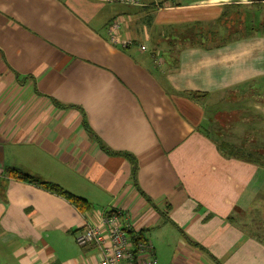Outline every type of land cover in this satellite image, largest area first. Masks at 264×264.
Returning a JSON list of instances; mask_svg holds the SVG:
<instances>
[{"label":"crops","instance_id":"obj_1","mask_svg":"<svg viewBox=\"0 0 264 264\" xmlns=\"http://www.w3.org/2000/svg\"><path fill=\"white\" fill-rule=\"evenodd\" d=\"M216 116L226 143L264 139V0H0V264H98L75 238L111 210L157 264H264V169L216 149Z\"/></svg>","mask_w":264,"mask_h":264},{"label":"built area","instance_id":"obj_2","mask_svg":"<svg viewBox=\"0 0 264 264\" xmlns=\"http://www.w3.org/2000/svg\"><path fill=\"white\" fill-rule=\"evenodd\" d=\"M127 5H136L138 0H104ZM122 24L120 18L111 21L107 28V40L112 45H121L124 48L132 42L121 39L119 28ZM144 50V47H140ZM122 210H111L103 213L97 225L85 224L77 234L75 242L79 247L94 246L99 251L98 264H157L150 243L145 241H132L131 226L124 219Z\"/></svg>","mask_w":264,"mask_h":264},{"label":"trees","instance_id":"obj_3","mask_svg":"<svg viewBox=\"0 0 264 264\" xmlns=\"http://www.w3.org/2000/svg\"><path fill=\"white\" fill-rule=\"evenodd\" d=\"M213 34L214 32H212V29L210 28L204 31L202 29V25L200 22L186 24V26L183 28L181 33H176L173 36H171L168 47L170 46L171 48H173L174 44H179L178 42H180L182 46L184 44L185 45L188 44L191 46L202 47L203 42H207L209 40L211 41L212 39H214L215 36ZM234 37L237 36L234 35ZM227 41L228 40L225 39L223 42H219V43H216L215 41L214 42L218 45H222L225 44ZM172 52L173 50L169 51V53ZM191 96L194 98L196 94H191ZM210 131H211L210 129L206 130L205 135L206 136H208L209 134L211 135ZM258 137L261 139V137L263 136L258 135ZM215 145H216V149L226 158L244 160L247 163L254 164L264 169V139L258 140L257 142L256 140H254V142H251V145H249L246 142V140H242L241 145L229 144L223 142V140L218 142L215 141ZM6 174L11 179L35 185L49 193L62 197L80 212H85L89 208L87 202L84 199L76 197L64 191L62 188H60L57 185L41 182L14 168H8L6 170ZM130 236L132 241L135 242L145 241V238L141 232H134L133 230H131Z\"/></svg>","mask_w":264,"mask_h":264},{"label":"rangeland","instance_id":"obj_4","mask_svg":"<svg viewBox=\"0 0 264 264\" xmlns=\"http://www.w3.org/2000/svg\"><path fill=\"white\" fill-rule=\"evenodd\" d=\"M234 23V22H233ZM235 24H237L238 26H240L241 24H240V22H238V21H236L235 23H234V25H231V24H229L228 25V27L229 28H227V27H225V31L222 33L221 32V34L219 35V38L218 39H216V41L215 40H211V42H213L214 43V41L216 42V43H219V42H223L225 39H229V38H232V37H234V35L235 36H239L240 34H237V30H239L238 28V26L237 25H235ZM213 30V29H212ZM236 32V33H235ZM208 43H209V41H207ZM179 43V46L180 47H183L182 46V44H180V42H178ZM188 45V44H187ZM216 120H214L215 122H218V124L220 123V125H219V130H218V132L216 131V130H211L210 131V133H211V135H213V138L214 139H217L218 141H221V140H223V137H225L226 138V135L229 133V132H227L226 131V128L223 126V124H222V121L219 119V116H216V117H214ZM223 129V130H222ZM226 140V139H225ZM217 141V142H218ZM224 142V141H223ZM1 250V249H0Z\"/></svg>","mask_w":264,"mask_h":264}]
</instances>
